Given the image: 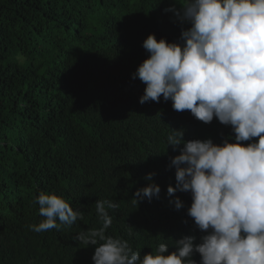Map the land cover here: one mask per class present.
I'll return each mask as SVG.
<instances>
[{
	"label": "trees",
	"instance_id": "trees-1",
	"mask_svg": "<svg viewBox=\"0 0 264 264\" xmlns=\"http://www.w3.org/2000/svg\"><path fill=\"white\" fill-rule=\"evenodd\" d=\"M182 3L0 0V264H94L95 246L76 237L102 226L97 200L119 205L108 210L106 235L127 240L141 257L160 243L171 252L175 240L194 236L199 244L207 234L187 215L190 192L167 194L176 184L171 160L183 148L167 137L178 130L184 141L220 144L235 134L216 118L206 124L175 111L162 96L141 104L145 85L132 78L149 55L142 46L149 34L178 42L190 27L164 11ZM149 173L159 197L136 204ZM41 191L62 196L82 218L32 231L44 219ZM192 259L199 264L200 254Z\"/></svg>",
	"mask_w": 264,
	"mask_h": 264
},
{
	"label": "clouds",
	"instance_id": "clouds-1",
	"mask_svg": "<svg viewBox=\"0 0 264 264\" xmlns=\"http://www.w3.org/2000/svg\"><path fill=\"white\" fill-rule=\"evenodd\" d=\"M180 5L164 11L190 27L182 28L178 42L149 34L142 45L149 55L132 78L145 85L141 104L159 103L162 96L175 111H190L206 124L216 118L235 134L220 144L184 141L178 130L167 137L174 150L183 144L171 160L176 184L167 194L190 192L187 215L207 234L199 244L194 236H183L171 252L160 243L141 257L127 240L106 235L112 224L108 210L119 205L97 200L102 226L76 237L95 246L94 264H197L194 252L200 254L199 264H264V0H183ZM154 175L149 173L148 185L134 193L136 204L159 197ZM173 202L176 209L183 207L179 197ZM36 203L44 217L30 226L36 233L82 218L57 194L41 191Z\"/></svg>",
	"mask_w": 264,
	"mask_h": 264
}]
</instances>
